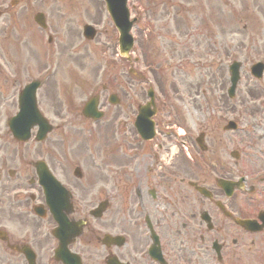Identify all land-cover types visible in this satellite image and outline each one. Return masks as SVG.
<instances>
[{
  "label": "flooded vegetation",
  "instance_id": "1",
  "mask_svg": "<svg viewBox=\"0 0 264 264\" xmlns=\"http://www.w3.org/2000/svg\"><path fill=\"white\" fill-rule=\"evenodd\" d=\"M165 1L147 0L170 5V0ZM172 1L185 31H195L201 0ZM61 10L56 0H0V133L9 134L8 120L18 107L22 87L35 80L41 66H47L36 61L41 48H58L52 45V35L65 16ZM43 33L47 46L42 45ZM34 48L39 49L34 53ZM51 80L40 83L37 105L45 103L42 110L47 115L65 120L55 126L63 132L70 124L66 120L74 117V105L62 110ZM244 88L243 107L251 109L246 106L260 96V89L248 84ZM95 93L99 109H105L106 101L99 91ZM227 103L234 108L233 100ZM110 117L120 118L121 111ZM214 129L212 123L199 124L198 137L185 138L192 151L189 155L183 149L184 138L182 148L160 141L136 142L131 128L120 132L117 141L97 144L94 152L59 140L33 146L29 150L46 156L49 169L67 192L53 209L64 218L60 225L57 217L47 213L42 189L33 178V193H26L21 183L13 185L25 190L15 206L21 243L34 248L36 264H63L58 257L64 256L66 248L77 255L68 257L69 264H264V151L255 161L235 150L237 159H233L229 142L209 145ZM4 144L0 141V166L10 161ZM234 180L238 182L228 185ZM1 188L5 194L10 189L5 182ZM236 191L243 194L233 196ZM34 209H39L40 217L32 214ZM27 224L34 228L31 233H26ZM111 238L115 240L108 243ZM2 261L27 264L22 256L5 255Z\"/></svg>",
  "mask_w": 264,
  "mask_h": 264
},
{
  "label": "rangeland",
  "instance_id": "2",
  "mask_svg": "<svg viewBox=\"0 0 264 264\" xmlns=\"http://www.w3.org/2000/svg\"><path fill=\"white\" fill-rule=\"evenodd\" d=\"M81 1L82 2L76 4L78 0H74L73 2L75 4L69 6V8H66L64 3L63 12H67L69 14L72 12L73 20L76 19V21L79 18H82L97 22L100 17V11H98L97 8L102 7V5L97 0H94V3H91L90 5H87L86 0ZM219 2H222V4H219ZM97 3H99V5H97ZM59 4H61V1H59ZM231 6L232 8L227 4V0H217L216 9L213 10L211 16L207 18L208 21H212L215 24V35L212 36V40L215 41V48H188L189 54L186 53V56H189V58L195 60L197 57L204 59L207 53H215L217 58H221L222 61H226L228 59L227 57L229 56L228 54L232 51L237 53L241 59H243V56L257 58L258 56L264 54V0H245L243 4L241 3V0H235L234 4ZM70 7H72V10H70ZM132 12L134 13L135 10ZM104 16L105 25H101V29L104 32V29L106 28L107 32L105 31V34L100 33L98 40L95 39L94 43L92 42L91 44H88V48L71 49L73 53L72 64L75 63L78 66V69L82 68L83 64H85L86 67L84 68L85 72L87 73H90L91 71H97V69L103 64L104 59L116 58L115 54H117V50L114 48L115 45L113 41L114 32L107 16L105 14ZM197 16L201 17L202 14L200 13ZM243 24H246L247 26L245 30L243 29ZM229 25L233 26L234 30H240L237 32L233 30V33L230 35L229 30L227 29V26ZM59 36H61L60 33ZM142 36H146L148 40L150 38L153 39L151 45L147 43H144L143 45V51H146L149 48L152 50L151 52H147L145 55V61L146 64L152 63L153 65L152 71L153 73L156 72L154 73L153 80L155 81L156 86L159 88L160 93L162 94L163 90H168V99L169 106H171V112L174 110L173 115L182 120V122L177 124V126L184 128V131L186 132L185 138H187V136L190 134L196 133V125L194 120L196 122L197 119H200L199 117L202 114L209 111L228 112L226 110L228 109L230 112H242L246 117L260 115L264 116L262 113L264 111V107L260 108L256 104V99L259 96H256V99H253L254 101H252L250 105L246 106H250L252 110H246L243 108L244 101L241 96L245 95L246 90L242 86L239 87L242 92L238 91V93L241 95L234 101V108H231L230 105L226 103L224 99H222L225 98V84L223 83V79H226V69L225 71H214L213 73L211 71V67L208 66V63H203L195 67L188 65L176 67L178 59L184 53H180V51H185L187 49L178 48V50L177 48H168L169 40L160 34V29L157 30L154 35L144 33ZM243 45L249 47L248 52H246L245 47L243 48ZM38 49L39 48H34V53ZM75 53H77V59H75ZM50 55L52 56L53 54L50 53ZM141 55L143 56V53H141ZM62 56L63 55L59 54V57L53 58V61L57 63L54 67L57 68L58 75L54 78V82L51 84V86H53V84L55 85V83L59 86L61 84L63 85L64 83H69L71 84L69 87L72 90L73 87H75L72 84L74 83V80L73 77L70 79L64 77L63 72L67 67L65 66ZM42 57L43 62L47 61V58L46 56H43V53L37 55L36 61L42 63ZM112 64L116 65L117 68L112 69L113 66H111L110 70L107 71V74L109 76L116 74L118 80H121L120 92L125 98L124 102L122 103V107L128 105L129 99L134 95L136 97L137 103L144 101L146 99L147 89V86L145 85L146 77L145 79L142 78L141 80H138L139 82L136 83L135 87H133L131 86V80L129 81V78L126 76L125 72L127 71L129 64L123 59H116ZM143 65H145L144 57L142 64H137L136 66L134 65V70H141ZM156 65L159 66L156 67ZM261 83L264 85V79L261 81ZM90 85L91 84L88 85V88ZM86 87L87 84H84V82L80 85L81 90H84ZM132 89H135V91ZM58 91L60 90L57 89V92ZM124 92H126V95H124ZM72 95H76V90L72 92ZM254 111L257 112L253 113ZM195 113L200 114L196 115ZM122 115L124 116L123 113ZM211 123L212 122H209L207 124ZM212 124L216 126L214 122ZM127 125L129 126V121L127 122ZM260 130L264 131V128L262 127ZM72 132H69L66 135L67 139L63 142H75L85 147L93 143L101 144L107 141H116L111 135V129L105 130L103 132L93 131L75 134H72ZM227 136L233 140V143L230 145L232 148H236L241 144L240 150H242L244 153H251L254 157L258 154L259 149H264V136L256 138L252 135L246 136L239 134V137L237 135L221 133L220 130L219 135H217L216 129H214L212 140H210L211 143L209 142V145H211L213 142H222ZM241 137L243 138V140H241L243 142L239 143V139ZM12 142V139L9 137L8 143L11 144ZM96 148L97 147H95V149ZM27 228L31 229L30 225L27 226ZM44 251L45 248L43 247L41 249V253H44Z\"/></svg>",
  "mask_w": 264,
  "mask_h": 264
},
{
  "label": "water",
  "instance_id": "3",
  "mask_svg": "<svg viewBox=\"0 0 264 264\" xmlns=\"http://www.w3.org/2000/svg\"><path fill=\"white\" fill-rule=\"evenodd\" d=\"M122 5H123V2H122Z\"/></svg>",
  "mask_w": 264,
  "mask_h": 264
}]
</instances>
